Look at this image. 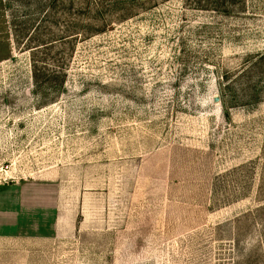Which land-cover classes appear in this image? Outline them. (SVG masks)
I'll list each match as a JSON object with an SVG mask.
<instances>
[{"label":"rangeland","instance_id":"rangeland-1","mask_svg":"<svg viewBox=\"0 0 264 264\" xmlns=\"http://www.w3.org/2000/svg\"><path fill=\"white\" fill-rule=\"evenodd\" d=\"M51 1L0 0V264H264V0Z\"/></svg>","mask_w":264,"mask_h":264},{"label":"trees","instance_id":"trees-1","mask_svg":"<svg viewBox=\"0 0 264 264\" xmlns=\"http://www.w3.org/2000/svg\"><path fill=\"white\" fill-rule=\"evenodd\" d=\"M55 0H53V1H51V2H54ZM83 4L88 8L89 7V1L88 0H83ZM40 3V2H39ZM38 3V4H39ZM68 3H69V5L71 6V7H75V2H74V0H68ZM40 5V4H39ZM49 7H50V9L52 8V7H54V4H49ZM96 12L98 13V12H100V11H98V10H96ZM48 12H46L45 14H47ZM49 16H47L46 17V19L48 18ZM42 22V21H41ZM80 37H82V35H80V33H76V34H74L73 36H72V39H76V38H80ZM83 37H84V35H83ZM47 44H49V45H41V46H36V47H34V50H31L30 52H34V51H37V50H40V49H44V51H50V48H47L48 46H51L52 44L51 43H47ZM43 54V53H42ZM37 64H36V61H35V63H34V66H33V68H34V74H35V77H40V78H42V77H44L45 76V74H44V72H42V71H40L39 69H36V66ZM42 76V77H41ZM51 76H53V77H58L59 76V74H58V72H55V73H53ZM37 84H40V83H38V81H37Z\"/></svg>","mask_w":264,"mask_h":264}]
</instances>
